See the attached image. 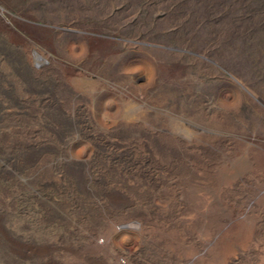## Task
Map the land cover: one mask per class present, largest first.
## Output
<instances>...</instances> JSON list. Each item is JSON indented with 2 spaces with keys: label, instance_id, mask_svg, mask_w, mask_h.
Instances as JSON below:
<instances>
[{
  "label": "rangeland",
  "instance_id": "374dc122",
  "mask_svg": "<svg viewBox=\"0 0 264 264\" xmlns=\"http://www.w3.org/2000/svg\"><path fill=\"white\" fill-rule=\"evenodd\" d=\"M0 264H264V0H0Z\"/></svg>",
  "mask_w": 264,
  "mask_h": 264
}]
</instances>
